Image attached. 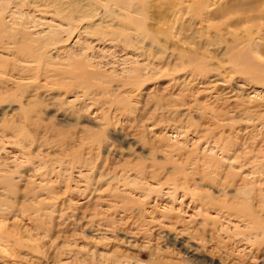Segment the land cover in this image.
I'll list each match as a JSON object with an SVG mask.
<instances>
[{"label":"clouds","instance_id":"clouds-1","mask_svg":"<svg viewBox=\"0 0 264 264\" xmlns=\"http://www.w3.org/2000/svg\"><path fill=\"white\" fill-rule=\"evenodd\" d=\"M216 6L0 0V264H252L264 0Z\"/></svg>","mask_w":264,"mask_h":264},{"label":"rangeland","instance_id":"rangeland-1","mask_svg":"<svg viewBox=\"0 0 264 264\" xmlns=\"http://www.w3.org/2000/svg\"><path fill=\"white\" fill-rule=\"evenodd\" d=\"M239 0H217V6H216V15L219 17H222L226 12L229 10L235 8L238 6ZM198 27V25H197ZM188 42L185 41L184 45L182 47L187 46ZM194 47V45H193ZM223 87V86H221ZM219 90V89H218ZM225 93L227 94V90H225ZM127 131V129H126ZM226 134H232L231 129H226L225 130ZM259 135L260 139L256 141L257 147H260L261 145H264V133H260L257 131V128H252L250 125H240L239 127L236 128L235 130V136L236 139L240 142L243 143L244 141L248 139H252L253 137ZM117 139L120 137L117 136ZM203 147V145H201ZM66 199H69V197H66ZM75 199L78 200V202L81 205L80 212L81 214L83 211L86 209L88 205V200H86L83 197H75ZM90 199H95V197H90ZM63 203V202H62ZM160 203H164L166 206V202L160 201ZM185 211L188 213L189 216L195 215L197 211H199V208L191 204L190 200H185ZM106 207V206H105ZM177 208H179V205H177ZM84 242L81 241V245H83ZM195 247H199V245H195ZM183 250H180L181 255L185 256ZM213 252V249L209 247L208 251L205 253H196V258L195 259H189L187 258L186 264H205L206 261H212L213 259L216 260V264H220L218 257H213L211 253ZM250 257L252 264H264V247H259L256 249H251L250 250Z\"/></svg>","mask_w":264,"mask_h":264},{"label":"bare ground","instance_id":"bare-ground-1","mask_svg":"<svg viewBox=\"0 0 264 264\" xmlns=\"http://www.w3.org/2000/svg\"><path fill=\"white\" fill-rule=\"evenodd\" d=\"M177 248H178V250L180 251V250H183L184 252V255L188 258V260L189 259H195L196 258V251H192V252H189L187 249H185V248H182V247H180L179 245H177Z\"/></svg>","mask_w":264,"mask_h":264}]
</instances>
